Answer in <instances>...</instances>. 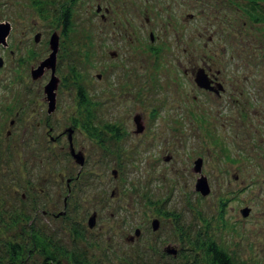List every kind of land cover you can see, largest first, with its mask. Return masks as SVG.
<instances>
[{"label":"rangeland","instance_id":"obj_1","mask_svg":"<svg viewBox=\"0 0 264 264\" xmlns=\"http://www.w3.org/2000/svg\"><path fill=\"white\" fill-rule=\"evenodd\" d=\"M62 6L70 13L65 32ZM248 7L0 0V22L11 26L9 47L0 49V255L1 241H13L23 264H42L39 249L26 250L33 229L87 264H205L191 244L202 238L236 262L264 264V22ZM53 30L59 81L44 125L48 71L33 82L29 67L48 55ZM197 67L221 83L220 95L196 86ZM16 111L20 119L9 125ZM196 157L206 195L194 189Z\"/></svg>","mask_w":264,"mask_h":264},{"label":"trees","instance_id":"obj_2","mask_svg":"<svg viewBox=\"0 0 264 264\" xmlns=\"http://www.w3.org/2000/svg\"><path fill=\"white\" fill-rule=\"evenodd\" d=\"M247 2L249 7L244 8V11L251 15L254 21L264 22V13L257 12L259 10L258 1L247 0ZM68 8L67 6L60 7L57 16V19L62 21L64 29H66L70 17ZM79 95L82 96L80 92ZM28 231L29 235L26 236L28 247L26 250L39 249L43 256L42 264H87L83 259L61 247L51 236L33 229ZM75 232L77 233L76 230ZM191 244L202 249L203 256H201L205 264H244L236 262L225 249L219 247L209 238H202L197 243L192 241ZM1 245L3 255H0V264H23V260L20 259L21 250L18 244L5 240L1 241Z\"/></svg>","mask_w":264,"mask_h":264},{"label":"flooded vegetation","instance_id":"obj_3","mask_svg":"<svg viewBox=\"0 0 264 264\" xmlns=\"http://www.w3.org/2000/svg\"><path fill=\"white\" fill-rule=\"evenodd\" d=\"M100 6H97V9L99 8ZM63 27V26H62ZM63 29V31L65 32L66 31V29H64V27L62 28ZM52 33H55L56 35H57V38H58V40H57V42H58V45H59V35L55 32V30H53L52 31ZM51 33V34H52ZM36 34H39V37H40V33H36ZM50 34V35H51ZM50 37V36H49ZM35 41V40H34ZM58 45H57V50H56V53L58 52ZM9 47V44H8V41L6 40V44H4V45H2V44H0V49H7ZM49 52H50V49H49ZM10 53H12V51L10 50ZM49 54V53H48ZM35 55H36V51H33V50H31V51H29V54H28V56L26 57L27 59H28V61L29 62H31V60H33V58L35 57ZM48 56V55H47ZM46 56V57H47ZM46 57H44L43 59H41V60H38L37 58H36V61H35V63L33 62V65H31L30 67H29V76H30V79H31V81H38V79H40V78H45L46 77V74L47 73H45L46 71H48V79H47V81L42 85L43 87H42V92H43V101L46 103V115H43V119H42V123L44 124V125H48L49 123V119L51 118V114L53 113V110H54V108H55V106H56V94H55V103H54V107H53V109H49V106H48V102H47V99H46V96H45V93H44V86L46 85V83L49 81V78H50V76L52 75V73H53V71H52V68H49V67H43L42 68V72L40 73V74H38V75H36L35 77H34V75H33V71L39 66V64H40V62H42ZM0 59L2 60V62H1V64H0V66H2V64H3V59H2V56H0ZM22 59H23V56H21V58L19 59V62H21L22 61ZM28 61H27V63H28ZM18 67H19V63H18ZM56 54H55V61H54V67H53V70H54V74L56 75ZM199 69H201L202 71H203V77H204V79H205V81H204V79H203V82L202 81H200V77H199V75L201 74L200 73V71H199ZM57 76V75H56ZM58 78V77H57ZM58 81H59V78H58ZM194 81H195V84H196V86L198 87V88H204V89H207V90H209L210 88H212L211 90H216V91H214L216 94H217V96L218 95H220V93L222 92V91H220L221 90V83L218 81V80H216V78H215V76L213 75V74H210V73H208L206 70H205V68L204 67H197V70L195 71V73H194ZM58 83V82H57ZM199 83H202V85L200 86V84ZM215 86H217L216 88H213V87H215ZM219 86V87H218ZM27 88H29V87H27ZM79 92L81 93V95L82 96H80L79 95ZM78 97V100L81 102V103H83L84 102V100H85V94L83 93V91H82V89L81 88H78V95H77ZM79 105V104H78ZM138 118H136V119H133V122L135 123V126H136V132H140V131H142L143 130V127H144V125H143V123L142 122H140V120H139V116H137ZM20 119V115H19V111H16V118H13V119H10V121H9V125H13V122H17V120H19ZM85 127H89L88 125H87V123H85V125H84ZM73 128V127H72ZM109 131H114L115 133H117L118 134V130H117V128L115 127V126H109V127H106ZM75 129L73 128V130H71V131H74ZM70 129H69V134H67L66 135V139H67V142H68V145H69V143L72 141V136L70 135ZM10 130H7L6 131V133L7 134H10ZM66 132V131H65ZM58 137H59V135H58ZM57 137V138H58ZM49 140V139H48ZM50 141V140H49ZM79 153H81V152H79ZM198 158H200V157H196V159L193 161V168H192V170L194 171V172H196V173H199L198 174V176L199 175H203L202 173H201V164H202V158H200L201 159V164H200V170L199 171H196L195 170V161L198 159ZM198 176L196 177V179L198 178ZM195 182H196V180H195ZM195 182H194V184H195ZM68 184L66 183V186H67ZM43 213H45V211H43ZM163 215H168L169 213L168 212H165V213H162ZM139 233H140V230H139ZM139 233H138V235H139ZM138 235H135V234H133V237L132 238H130V236L127 238L128 240H130V241H132V240H134L135 239V237H137ZM168 247H166V249H167ZM175 250V249H174ZM175 254V253H174Z\"/></svg>","mask_w":264,"mask_h":264},{"label":"water","instance_id":"obj_4","mask_svg":"<svg viewBox=\"0 0 264 264\" xmlns=\"http://www.w3.org/2000/svg\"><path fill=\"white\" fill-rule=\"evenodd\" d=\"M10 29H11V26H10V23L8 21L0 22V44H2V45L6 44V38L10 32ZM38 38H39V34H36L34 36V40L37 41ZM57 40H58L57 35L55 33H52L49 37V40H48V47L50 49V52H49L48 56L42 62H40L39 66L33 71V75L35 77L36 75H38L42 72L43 67L46 66V67L52 68L53 73L50 76L49 81L44 86V93H45V96H46V99L48 102L49 109H53V107H54L55 90H56V86H57V82H58V78L54 74V70H53L54 61H55V54H56L57 45H58ZM1 62H2V60L0 59V64H1ZM199 71L201 73L199 75V77L201 78L200 81L203 82V79H204L203 71L201 69H199ZM204 81H205V79H204ZM199 84H200V86L202 85V83H199ZM71 153H72V156L75 159V161L81 165L83 163V157H82L81 153H79V152L75 153L72 149H71ZM200 164H201V159L198 158L195 161V170L196 171L200 170ZM194 189L196 191H198L201 195H206L209 192V186H208V183H207L204 175H199V177L196 179V182L194 184ZM247 213H248L247 208L241 210V214L243 216L246 215ZM93 223H94V215H91L88 219L89 227H91L93 225ZM151 226H152V229H155L158 226L157 219L152 220ZM138 233H139V230L135 229L134 234L138 235ZM167 250H168L167 252H170L172 254L175 253V250L172 248H167Z\"/></svg>","mask_w":264,"mask_h":264}]
</instances>
